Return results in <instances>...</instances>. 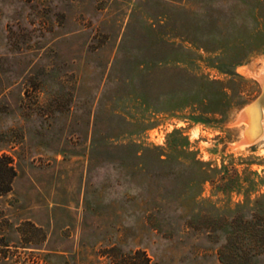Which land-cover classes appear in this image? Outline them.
<instances>
[{"label": "rangeland", "instance_id": "1", "mask_svg": "<svg viewBox=\"0 0 264 264\" xmlns=\"http://www.w3.org/2000/svg\"><path fill=\"white\" fill-rule=\"evenodd\" d=\"M260 83L264 0H0V264H264Z\"/></svg>", "mask_w": 264, "mask_h": 264}, {"label": "trees", "instance_id": "2", "mask_svg": "<svg viewBox=\"0 0 264 264\" xmlns=\"http://www.w3.org/2000/svg\"><path fill=\"white\" fill-rule=\"evenodd\" d=\"M15 174L12 159L1 153L0 154V194L10 189V183ZM261 196L264 197V194ZM255 249L253 255H257L264 250V218H260L257 227L254 230ZM250 230L245 226L231 232V236L226 237L227 244L223 245L218 251V259L222 264H250L247 260L251 250L249 235ZM233 238V239H232ZM238 245H234L233 242ZM231 241V245L230 242ZM229 243V244H228ZM234 245V246H233ZM250 254V255H252ZM113 264H149V259L141 250H134L129 254H120Z\"/></svg>", "mask_w": 264, "mask_h": 264}, {"label": "bare ground", "instance_id": "3", "mask_svg": "<svg viewBox=\"0 0 264 264\" xmlns=\"http://www.w3.org/2000/svg\"><path fill=\"white\" fill-rule=\"evenodd\" d=\"M260 85H261V91H264V85L263 84H261L260 83ZM262 107H264V103H262V104H260V102H257L256 104H255V107H254V105H252V106H249L248 104L247 105H245L242 109H244L245 111L248 109V111L250 110V109H252V112H254V113H256L257 115H259V113H260V111H261V109H262ZM241 109V110H242ZM241 110H240V112H241ZM243 110V111H244ZM257 111V112H256ZM239 112V113H240ZM239 116V115H238ZM244 122V121H243ZM260 124H257V125H255V126H253L254 128L253 129H251L250 131H247V132H245L244 130L242 131V139L244 138V137H246L247 139H248V143L247 144H249V143H252L255 139H257L260 135H261V127L259 126ZM246 138H245V140H246ZM241 140V139H240Z\"/></svg>", "mask_w": 264, "mask_h": 264}, {"label": "water", "instance_id": "4", "mask_svg": "<svg viewBox=\"0 0 264 264\" xmlns=\"http://www.w3.org/2000/svg\"><path fill=\"white\" fill-rule=\"evenodd\" d=\"M257 102H260V104L264 103V91H260V93L251 102H249L248 105L249 106L254 105V107H255V104ZM244 131L247 132L246 129Z\"/></svg>", "mask_w": 264, "mask_h": 264}]
</instances>
